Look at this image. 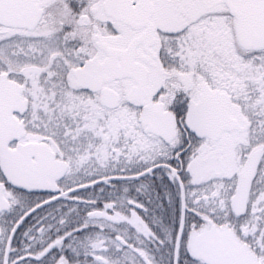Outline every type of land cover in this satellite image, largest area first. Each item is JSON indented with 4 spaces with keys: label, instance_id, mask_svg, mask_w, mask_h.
Here are the masks:
<instances>
[{
    "label": "snow or ice",
    "instance_id": "obj_1",
    "mask_svg": "<svg viewBox=\"0 0 264 264\" xmlns=\"http://www.w3.org/2000/svg\"><path fill=\"white\" fill-rule=\"evenodd\" d=\"M0 264H264V0H0Z\"/></svg>",
    "mask_w": 264,
    "mask_h": 264
}]
</instances>
